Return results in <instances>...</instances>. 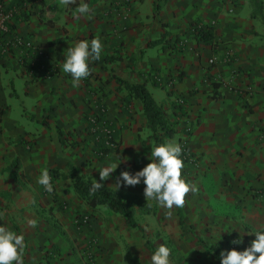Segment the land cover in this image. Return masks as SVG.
Returning a JSON list of instances; mask_svg holds the SVG:
<instances>
[{"label": "crops", "instance_id": "1", "mask_svg": "<svg viewBox=\"0 0 264 264\" xmlns=\"http://www.w3.org/2000/svg\"><path fill=\"white\" fill-rule=\"evenodd\" d=\"M4 1L13 5L16 0ZM21 1L18 10L12 7L14 15H19L12 32L32 41L31 52L44 58V69H48V77L42 78L39 72L32 75L23 62L21 47H11L0 60V225L24 236L23 256L41 259L40 246L49 243L63 251L71 246L78 253L87 236L93 234L99 239V253H107L102 254L101 264H130L126 253H121L118 233L109 218L100 228L91 216L89 229H79L75 224L71 226L69 219H62L57 230L47 228L37 217L29 219L37 221L35 227L23 220L26 208H36L32 205L35 193L41 192L37 181L45 163L61 172H67L68 164L73 163L79 174L84 173L81 169L86 164H79L84 160L69 151L83 147L82 139L88 143L83 117L89 108L96 110L99 102L117 125L127 126H117V152H110L96 164L91 161L90 181L95 179L116 189L121 172L134 175L138 164L147 165L140 159L139 142L131 147L137 141L133 136L138 128L136 113L144 118L141 103L132 99L128 114L121 111L127 91L112 78L111 68L117 77L134 82L146 81L153 72L163 81L175 78L171 88L152 86L149 81L146 86L168 113L178 97L184 99L186 115L181 119H188L192 129L189 135H183L187 137L188 153L197 161L194 166L199 167L191 168L197 175L199 191L196 198L192 193L187 196L185 210L197 214L195 222L210 221L224 233L229 225L234 228V236L255 240L254 233L264 230V0H79L75 7L62 6L59 0H43L44 4L41 0ZM81 2L89 5L91 19L76 18L75 10ZM23 13L27 14L24 20ZM191 24L210 28L213 43L197 40ZM164 32L169 39L150 44ZM175 37L181 44L176 47L182 49L179 55L172 49ZM93 38L103 44L101 58L89 61L91 75L74 88L72 77L62 71L64 52L80 40ZM214 81L220 83L216 98L212 97ZM117 105L120 112H116ZM55 127L62 131L63 146L59 145ZM74 130L79 132L75 138L78 142H68L67 133ZM173 137L182 141L180 132L170 139ZM84 153L96 158L90 143ZM13 164L18 168V180ZM112 164H118L116 170L101 181L99 170ZM55 181L58 196L53 201L63 196L62 183L57 182L62 180ZM142 187V180L136 186H124L121 181L118 190L138 196ZM67 188L66 197L75 196L71 181ZM57 202L43 205L49 208ZM98 207L92 212L96 213ZM184 207L175 208L183 219ZM210 210L217 213L208 216ZM136 212L137 227H129L120 214H114L121 216L126 229L139 230L145 246L147 241L152 245ZM129 254L139 262L147 255Z\"/></svg>", "mask_w": 264, "mask_h": 264}, {"label": "rangeland", "instance_id": "2", "mask_svg": "<svg viewBox=\"0 0 264 264\" xmlns=\"http://www.w3.org/2000/svg\"><path fill=\"white\" fill-rule=\"evenodd\" d=\"M102 107L105 112V119L108 121V123H112L114 129H117V126L120 127L124 125L125 128L127 126V123H121L116 124L113 118H109L106 113L105 105L101 102L96 104L97 107ZM120 106H116V112L119 111ZM167 111V110H166ZM167 114L172 117L171 112ZM185 116V115H184ZM116 117V116H115ZM117 118V117H116ZM117 120V119H116ZM180 121H184V125L181 124V126H178L175 132L182 133V141L177 142V137H173L172 139L168 138L166 139V142L169 141H175L180 146L186 148L187 147V140L186 136L189 135L191 132V123L188 119H179ZM136 124L138 125V128L135 130L137 134L133 131V136H135V139L137 141H134L131 145L132 148H135V145L139 142L141 148V160L144 159V163H150V153H151V146H153V141L149 136V129L146 127L145 119L141 118L140 115L136 113ZM117 122H119L117 120ZM127 122V121H126ZM120 128V129H122ZM119 129V130H120ZM188 133V134H187ZM184 134V135H183ZM76 137H79V132L70 131L67 133V141H76L78 142ZM92 133L88 132L87 140L89 139L88 143L90 145L92 144L93 147V140H92ZM91 141V142H90ZM80 142L84 144L83 147L80 145L76 149H71L69 153L71 155L77 153V157L79 160H84L79 162L81 164L84 162L86 166L82 168L81 170L84 171L82 174L85 178L90 180L92 176L93 169H90L91 167V161L96 164L97 160H100L96 156L91 157V154L89 157L86 156V153H84L88 147V143L85 141V139H82ZM117 144V143H116ZM115 144V146H117ZM114 146V147H115ZM129 147V149H131ZM82 148V149H81ZM93 156V155H92ZM144 157V158H143ZM78 162V161H77ZM184 167L182 169V179H184L187 183L193 184L196 186V180L197 175H193V172L191 171V168H199L195 167L193 163L186 162V160H183ZM44 164V169H47L48 171L51 169L52 165H46ZM50 164V163H49ZM81 167V166H80ZM143 167H139V164L137 165L138 171L141 170ZM89 174V178L86 176ZM70 179H65L62 181H57L62 183V197L61 200L58 198L56 199L58 202L55 203L53 206H50L48 208V205H43L45 202H55L52 199L58 196V193L55 194L54 192V183L55 180L52 183L53 186V192L48 193L43 186L40 184L38 185V188H40L41 192L40 194L35 193V203L32 205H36L35 209H32L31 206L26 208L25 217L23 218L24 221L29 220L31 218L37 217L38 219L44 221L45 226L47 228L51 229H60L61 227V220L62 219H69L70 225H76V222L80 215H84L87 217L86 226H84L83 229H89L91 224V216L95 217L96 223H99V227H105L107 224V218L110 219V222L112 223L113 227L116 229L118 233V241L121 243V247L123 250H121V253H126L130 260V264H150V257L152 253L148 248H146L144 244V240L142 239L140 232L138 229H126L125 223L122 220L121 216L114 214L111 210L104 206H100L96 209V213H93L78 196L75 194V196H70V198H67L66 196L69 194V189L67 188V183H69ZM26 181V180H24ZM31 181V179H28V182ZM64 181V182H63ZM27 182V181H26ZM143 183V180H142ZM25 182H23L24 186ZM41 186V187H40ZM144 187L143 184L141 193L138 196H131L128 195L131 201L133 202V206L135 209V212L137 210L136 218L137 221L143 226V229L145 231V235L147 238L151 241L154 248L157 250V248L163 244L164 246L168 247L171 250L170 255V264H221L220 260V252L221 251H230L232 247H235L238 249V251H243L247 247L251 245V242L253 240H246L242 237H236L234 236L232 226H227L228 229L224 233V229H220L217 227H214V225L210 224V221L207 220H201L198 222H195V217H197V214L192 211L191 209L185 210V207L183 208L185 211V219L182 217H179L177 215L175 207L172 209V216L171 218L166 217V209H162L157 202L155 201H146L144 197ZM76 193V192H75ZM192 192H189L187 196L189 197ZM194 194L195 198L196 195ZM186 196V200H187ZM193 197V196H192ZM150 205V206H149ZM85 209V210H84ZM177 209V208H176ZM111 211V212H110ZM210 215L212 216L217 213L216 210H210ZM88 214V215H87ZM207 215V214H205ZM216 220L218 217H215ZM185 220V221H184ZM50 225V226H49ZM215 225H218V222H215ZM45 229V231L47 230ZM229 230V231H228ZM231 230V231H230ZM63 232V231H62ZM65 233V232H64ZM135 239V240H134ZM241 240V243L234 244L232 241L234 240ZM99 239L93 235L89 234L87 236V240L85 243L81 246V248H78V253L73 251V248L71 249V246L66 248V251L58 249L55 245L49 243L44 244L43 246H40L41 248V259H36L34 257L32 258H26L24 256V264H41L39 260H41L44 264H101V256L107 255V253H99L100 251V244ZM137 241V242H136ZM114 243V241L112 240ZM48 243V242H47ZM68 244V243H66ZM218 250L219 252V258L215 256L211 250ZM66 253V254H65ZM129 253H147V255L142 256L140 262L135 259L134 256H132ZM131 258V259H130ZM218 259V260H217Z\"/></svg>", "mask_w": 264, "mask_h": 264}, {"label": "clouds", "instance_id": "3", "mask_svg": "<svg viewBox=\"0 0 264 264\" xmlns=\"http://www.w3.org/2000/svg\"><path fill=\"white\" fill-rule=\"evenodd\" d=\"M76 0H59L62 6L75 4ZM76 18L87 17L91 19V9L87 3L81 2L76 8ZM103 44L100 39L93 38L91 41L80 40L64 52L62 71L72 77V86L79 87L80 82L91 75L92 69L89 61H97L101 58ZM182 148L175 141L161 143L158 146H151L150 159L141 170L134 175L129 171H123L117 178L116 190L121 186H136L143 180L144 197L146 201H155L162 208L166 209V217L171 218L172 209L182 208L186 203V196L189 192L197 193L199 189L182 179L184 167L181 158ZM118 164H112L99 170V179L105 181L114 172ZM48 193L53 192L51 177L47 169L42 170L37 181ZM103 184L94 179L91 193H95ZM150 206V205H149ZM29 226L35 227L37 221L29 220ZM256 239L243 251L232 249L221 251V264H264V230H257ZM234 244L241 243V240L232 241ZM25 238L18 235L7 227L0 225V264H24ZM171 250L161 244L150 257V264H170Z\"/></svg>", "mask_w": 264, "mask_h": 264}, {"label": "trees", "instance_id": "4", "mask_svg": "<svg viewBox=\"0 0 264 264\" xmlns=\"http://www.w3.org/2000/svg\"><path fill=\"white\" fill-rule=\"evenodd\" d=\"M22 3L21 0H16L13 5H8L6 2L4 3L6 8L14 7L17 10L22 7L20 4ZM41 3L44 4V1L41 0ZM79 3V0H76L75 4L69 5L70 7H75ZM19 15L15 14L12 22L9 23V33H14V26L15 23L18 21ZM27 18V14L23 13V20ZM191 33L195 36L197 40H204L209 43H213V33L211 32L210 28H202L195 24H191ZM165 38L169 39L168 33L164 32L163 35L154 40L151 41L150 44L156 45L161 43ZM181 44L178 43V38H174V42L172 44V49L175 52L176 55H179L182 52ZM162 48L165 49L164 45H162ZM5 57V56H4ZM3 57V58H4ZM40 58V57H39ZM23 62L26 64V66L32 70V75H35L39 72L40 76L42 78L48 77V69H41L40 68V62L39 61H26L23 58ZM111 71H113L112 78L115 79V81L119 84V86H123L124 89L127 91V95L123 97V107L122 112L124 114H128L129 106L132 99H138L141 103V110L145 119L146 127L149 129V136L153 141V146H158L161 143H165L166 139L171 138L175 130L178 126L184 125L183 120H179L181 117L186 115L185 110V103L184 99L181 97L177 98L176 102H173L171 104V114L172 117L167 114V111L163 108L162 105H158L156 101L154 100L151 92L148 90L146 86V82L149 81L152 86H158L162 84L163 86L172 87L174 84V77H170L165 79L164 81L158 76L156 72L151 73L146 81L143 82H134L132 80H123L121 77H117L115 70L111 68ZM45 73L47 75H45ZM180 78V77H179ZM213 86V93L212 97L216 98L218 97L217 90L220 86L219 82H212ZM167 93H171V90H167ZM181 100V102L179 101ZM102 108V107H101ZM94 108H89L87 113L84 115V121H86L88 132L89 126H91V123L89 121L90 115L94 114L95 117H97V121L104 120L105 118V112L102 109L93 110ZM179 118V119H178ZM111 129L113 131L111 132L110 136L102 135L100 134L98 140H95V137L93 135V150L95 155L100 159H105L106 156L110 152H117V146L110 147L106 142L107 140H110L116 144L115 139L117 138V132L114 129L112 123H110ZM55 133L57 134L58 142L60 146H63L64 141L61 138L62 131L55 127ZM187 149V148H186ZM182 158V156H181ZM183 160V158H182ZM13 174L16 177V180H18V168L17 165L13 164L12 168ZM49 175L51 177V182H53L56 179H70L72 182V186L74 191L76 192L77 196L85 203V205L93 210L98 206H104L111 210L114 213L120 214L124 219L125 222L129 227H137V223L135 221L134 213L135 209L133 206V202L129 198V196L119 190L113 189L103 183V186L95 191V193H91L90 189L92 187L93 182L86 179L83 175L79 174L78 169L75 164L69 163L68 164V170L67 172H61L58 169H51L48 171ZM88 215V214H87ZM84 215H80L76 226L79 229H83L84 226H86L87 220L84 218ZM85 219V220H84ZM147 248L154 253L156 250L153 248V246L150 244V242H146ZM232 249H235L238 251L237 248L232 247ZM215 254L217 258H219V251L218 250H211Z\"/></svg>", "mask_w": 264, "mask_h": 264}, {"label": "built area", "instance_id": "5", "mask_svg": "<svg viewBox=\"0 0 264 264\" xmlns=\"http://www.w3.org/2000/svg\"><path fill=\"white\" fill-rule=\"evenodd\" d=\"M5 1L0 0V60L8 53L11 47H21L24 51V59L26 61H39L41 69L46 67V60L44 58H37L31 52L32 41L18 33H9V23L12 22L14 17V10L6 8L4 5ZM209 62L213 63V60ZM181 102V100H179ZM97 109H102L100 106ZM96 109V110H97ZM103 111V109H102ZM89 121L91 126H89V131L94 135L95 140H98L100 134L110 136L113 129H111L110 123L104 118V120L97 121V117L94 114L90 115ZM110 147H114L115 143L107 140L106 142ZM181 156L184 160L196 164V159L188 153V150L182 147ZM87 219V217H84ZM84 219V220H85Z\"/></svg>", "mask_w": 264, "mask_h": 264}]
</instances>
